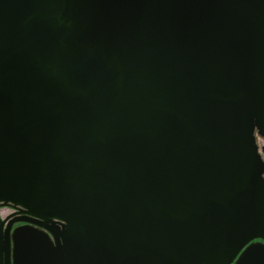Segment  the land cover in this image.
<instances>
[{"label": "water", "instance_id": "1", "mask_svg": "<svg viewBox=\"0 0 264 264\" xmlns=\"http://www.w3.org/2000/svg\"><path fill=\"white\" fill-rule=\"evenodd\" d=\"M258 135L264 0H0V264H264Z\"/></svg>", "mask_w": 264, "mask_h": 264}, {"label": "flooded vegetation", "instance_id": "2", "mask_svg": "<svg viewBox=\"0 0 264 264\" xmlns=\"http://www.w3.org/2000/svg\"><path fill=\"white\" fill-rule=\"evenodd\" d=\"M5 208L8 209V212H7V214H6L5 216L2 215L3 217H7V216H9L10 214H14V213L18 212V208H17V207H14V206H12V205L0 206V212L2 213L3 210H4ZM18 216H21V214H15L12 218H14V217H18ZM25 224H27V222H24V221H18V222H15V223L13 224L12 231H13L15 228H17V227H19V226H22V225H25Z\"/></svg>", "mask_w": 264, "mask_h": 264}, {"label": "rangeland", "instance_id": "3", "mask_svg": "<svg viewBox=\"0 0 264 264\" xmlns=\"http://www.w3.org/2000/svg\"><path fill=\"white\" fill-rule=\"evenodd\" d=\"M257 140H258V144L260 146V152H261V154H262V156L264 158V149H263V146H264V138L258 135ZM7 212H8V209L5 208L3 210V212H2V215L5 216L7 214Z\"/></svg>", "mask_w": 264, "mask_h": 264}]
</instances>
